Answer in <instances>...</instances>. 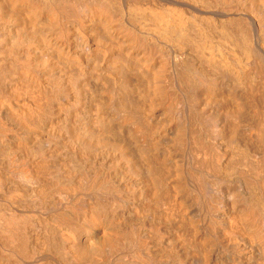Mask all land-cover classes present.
I'll use <instances>...</instances> for the list:
<instances>
[{
  "label": "bare ground",
  "instance_id": "bare-ground-1",
  "mask_svg": "<svg viewBox=\"0 0 264 264\" xmlns=\"http://www.w3.org/2000/svg\"><path fill=\"white\" fill-rule=\"evenodd\" d=\"M0 264H264V0H0Z\"/></svg>",
  "mask_w": 264,
  "mask_h": 264
}]
</instances>
